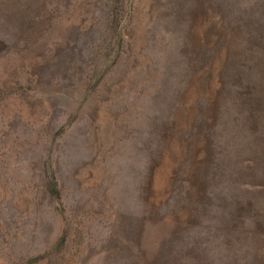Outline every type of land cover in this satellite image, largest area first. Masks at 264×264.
Masks as SVG:
<instances>
[{"label": "rangeland", "instance_id": "obj_1", "mask_svg": "<svg viewBox=\"0 0 264 264\" xmlns=\"http://www.w3.org/2000/svg\"><path fill=\"white\" fill-rule=\"evenodd\" d=\"M0 264H264V0H0Z\"/></svg>", "mask_w": 264, "mask_h": 264}, {"label": "trees", "instance_id": "obj_2", "mask_svg": "<svg viewBox=\"0 0 264 264\" xmlns=\"http://www.w3.org/2000/svg\"><path fill=\"white\" fill-rule=\"evenodd\" d=\"M53 180H55L54 177H53ZM48 183H49V181H48ZM48 183H47L46 186L40 188V190L42 191V193L46 194L47 196H50V195L56 196L58 199H60L61 198V194L56 189V185H57L56 181H53L52 182V180H51L50 183L49 184Z\"/></svg>", "mask_w": 264, "mask_h": 264}]
</instances>
